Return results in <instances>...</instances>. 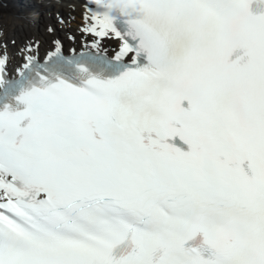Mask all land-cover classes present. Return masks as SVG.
Returning a JSON list of instances; mask_svg holds the SVG:
<instances>
[{
    "label": "snow or ice",
    "instance_id": "snow-or-ice-1",
    "mask_svg": "<svg viewBox=\"0 0 264 264\" xmlns=\"http://www.w3.org/2000/svg\"><path fill=\"white\" fill-rule=\"evenodd\" d=\"M46 31L0 44V264H264V0Z\"/></svg>",
    "mask_w": 264,
    "mask_h": 264
},
{
    "label": "bare ground",
    "instance_id": "bare-ground-1",
    "mask_svg": "<svg viewBox=\"0 0 264 264\" xmlns=\"http://www.w3.org/2000/svg\"><path fill=\"white\" fill-rule=\"evenodd\" d=\"M2 1L7 7L2 6ZM75 0H50L47 3L32 0H0V44L15 40L22 45L29 37H37L44 41L43 48L48 47L51 37L46 29L52 21L54 14L63 12L67 15ZM33 5V6H32ZM79 21V9L74 13Z\"/></svg>",
    "mask_w": 264,
    "mask_h": 264
},
{
    "label": "rangeland",
    "instance_id": "rangeland-1",
    "mask_svg": "<svg viewBox=\"0 0 264 264\" xmlns=\"http://www.w3.org/2000/svg\"><path fill=\"white\" fill-rule=\"evenodd\" d=\"M2 6H4V5L2 4ZM4 7H6V6H4Z\"/></svg>",
    "mask_w": 264,
    "mask_h": 264
}]
</instances>
